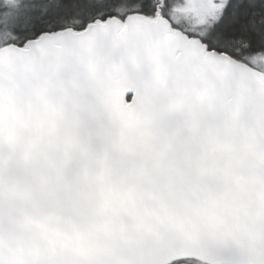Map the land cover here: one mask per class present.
I'll return each instance as SVG.
<instances>
[{
  "label": "snow or ice",
  "instance_id": "6c2138e0",
  "mask_svg": "<svg viewBox=\"0 0 264 264\" xmlns=\"http://www.w3.org/2000/svg\"><path fill=\"white\" fill-rule=\"evenodd\" d=\"M0 264H264V0H0Z\"/></svg>",
  "mask_w": 264,
  "mask_h": 264
}]
</instances>
